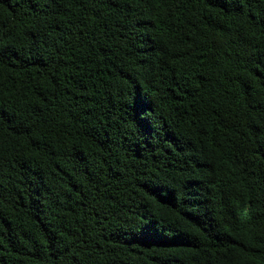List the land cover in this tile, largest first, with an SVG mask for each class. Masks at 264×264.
<instances>
[{
	"label": "trees",
	"instance_id": "trees-1",
	"mask_svg": "<svg viewBox=\"0 0 264 264\" xmlns=\"http://www.w3.org/2000/svg\"><path fill=\"white\" fill-rule=\"evenodd\" d=\"M0 264H264V0H0Z\"/></svg>",
	"mask_w": 264,
	"mask_h": 264
}]
</instances>
